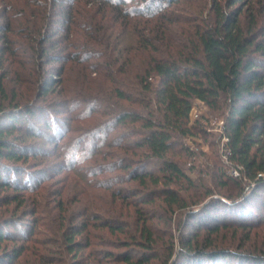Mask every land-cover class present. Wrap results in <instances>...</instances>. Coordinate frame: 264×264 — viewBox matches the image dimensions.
<instances>
[{
    "label": "trees",
    "instance_id": "obj_1",
    "mask_svg": "<svg viewBox=\"0 0 264 264\" xmlns=\"http://www.w3.org/2000/svg\"><path fill=\"white\" fill-rule=\"evenodd\" d=\"M91 1L89 3L93 5L94 2ZM58 2L55 3L58 5L55 14L61 19L59 22L66 27L77 23L87 31L88 37L90 35V39L82 47L87 46L89 50L94 49L95 44L104 47L95 52L110 59L108 65L117 64V71L122 73L136 57L139 58V65L141 64L136 80L137 88L139 86L141 91L138 103L142 109L124 111L110 125L139 123L144 131L141 132V138L132 144L124 143L134 148L143 147L142 153L145 155L136 159L121 157L96 166V173L98 168L101 171H123L101 181L104 188L108 189L112 181L134 180L143 188L151 184L154 190L143 193L139 198L140 202L150 203L153 201L152 196H158L171 209L192 206L189 213L194 214L198 210L202 212L198 220H193V225L198 221L201 223L197 224L198 229L211 234H217L221 229L250 226L248 219L253 216L251 210L259 208L251 203V197L256 198L258 191L264 187V0H97L105 8L102 11L104 13L108 12L107 6L118 3L135 2L139 7L131 9L129 15L122 11L117 14L118 17L127 18L124 23L118 22L117 17L114 20L106 15L96 23L81 25L78 22L80 16L87 14V19L91 10L80 14L77 9L71 8V2ZM91 16L89 18L93 19ZM105 20L108 24L106 27ZM112 23L115 25L110 26ZM94 32L96 35H92ZM125 34L131 36V42L123 43L124 40H120L119 35ZM105 72L107 73L106 70ZM3 77L4 74H0V97L5 95ZM106 77L112 85H117L112 71ZM113 91L119 99L131 101L129 94L120 86L113 88ZM194 101L220 113L223 121L220 136L223 134L227 137L225 145L229 150L228 160L239 172L238 177L227 178L235 182L233 194L223 195V199L211 195L204 203L198 200L187 202L179 190L169 187V184H178L182 180L190 183L189 177L177 163L169 159L168 153L176 143L182 144L177 138L184 139L191 134L188 121ZM15 105L14 113L7 112L0 106V188L15 191L9 196L4 195L5 200H0V206L17 200V193L37 189V181L41 180H37L38 176L35 177L30 170H24L19 164L35 154L33 151L28 154L25 150L28 146L24 142V137L36 136L29 129L33 125L27 120L35 114L29 108L23 115L17 116L15 111L19 105ZM45 121L46 119L44 123L47 122ZM47 123L46 130L53 132L54 127ZM23 127L25 129L22 131ZM104 137L98 135V145L100 142L104 144ZM120 137L122 139L123 134ZM130 145L126 146L129 150ZM124 146L119 145L120 148ZM75 147L77 146H70L72 152L64 154L65 161L70 162L68 167H74L76 157L81 156ZM186 148L182 146L185 151ZM188 151L192 153L191 150ZM220 183L221 186L227 185L222 179ZM111 192L119 197H125L127 192H132L137 197L139 194L136 189L125 191L121 187L113 188ZM222 206L223 214L218 208ZM136 213L137 224L140 223L137 233L120 225L119 221L111 223L107 218L97 219L98 215L91 213L78 226H74L72 231L64 232V248L60 252L62 256L57 258L48 254H33L40 264H103L109 260L122 264H151L152 259L160 256L149 250L155 243V238L146 224L148 214L139 209ZM16 217L12 215L7 218L0 214V264H12L22 254V248L9 250L6 245L8 241H30L35 234L34 226L37 221L34 220V226L23 234L21 226L16 224ZM206 219L211 220L210 225ZM91 228L104 229L108 233L120 232L125 236L107 242L100 239L102 235L92 232ZM82 233L83 236L78 237ZM198 236L199 233H193L180 239L178 254L185 260V264H205V261L209 264H241L248 255L257 264L262 261L264 264L262 257L247 254L240 247L218 245L207 236L200 241ZM32 242L43 243L34 239ZM132 245H137L138 251L132 250ZM94 246L100 248L96 250L93 249ZM85 248L89 249L87 255L78 257V251ZM113 248L124 249L113 252ZM68 254L73 255L71 260L66 259ZM174 255L175 248L170 242L160 264H176L173 260L171 263Z\"/></svg>",
    "mask_w": 264,
    "mask_h": 264
},
{
    "label": "rangeland",
    "instance_id": "obj_2",
    "mask_svg": "<svg viewBox=\"0 0 264 264\" xmlns=\"http://www.w3.org/2000/svg\"><path fill=\"white\" fill-rule=\"evenodd\" d=\"M61 1L63 4L71 2V8L77 9L80 14L85 10H91L88 16L92 15L93 19L89 17L85 19L87 14H83L78 21L80 25L96 23L106 15L114 20L117 17L118 22L124 23L127 18L118 17L117 14L122 11L129 15L131 9L139 7L135 2L118 3L107 6L108 12L104 13L102 11L105 8L99 5L97 0ZM90 1L94 4L90 5ZM55 3H59L58 0H0V74H4L5 89V95L0 97V106L7 112H13L15 109L13 106L18 104L19 108L17 107L15 111L17 116L23 115L29 108L33 110L35 116L27 120L33 125L29 129L33 130L36 136L23 137L28 146L25 150L28 154L32 151L35 154L28 157L26 162L19 164L24 170H30L35 177L38 176L37 180L41 179L37 181L39 184L37 189L17 193V200L0 206V214H3V217L17 216L18 219L15 221L21 226L23 234L34 226V220L37 221L34 226L35 234L30 241L6 243L9 250L23 249L19 259L12 264H40L34 252L41 256L53 255L57 258L62 256L60 252L64 248L62 246L65 242L64 232L72 231L74 226H78L85 216L91 213L97 214V219L107 218L111 223L119 221L120 225H125L126 229L137 233L140 227L136 219L137 209L148 214L146 224L155 238V243L149 250L160 256L152 259L151 264H160L170 242L175 248L171 263L175 261L176 264H185V260L178 254L180 239L187 238L193 233H199L200 241L207 236L218 245L237 246L247 254L264 259V187L258 191L256 198L251 197V203L259 207L251 210L253 216L248 219L251 225L242 229L236 227L221 229L217 234L198 229L197 224H201L198 221L193 225V220H198L202 212L198 210L194 214L189 213L188 210L192 206L179 210L171 209L165 205L162 197L158 196H152L153 201L150 203L140 202L143 193L154 190L151 184L143 188L134 180L112 181L108 189L104 188L105 185L103 186L101 181L117 176L123 171L119 169L101 171V168H98L96 173L94 171L97 170L96 166L116 161L121 157L136 159L145 155L142 153L143 147L134 148L130 145L133 141L139 140L141 132H144L139 123L110 125L118 114L142 109L138 103L141 91L139 86L137 88L136 80L137 72L141 71L139 69L141 64L139 65V58L136 57L122 73L117 71V64L108 65L110 59L95 52L104 47H99L95 43L92 50L87 49V46L82 47L83 43L90 39V35L88 37L87 31L77 23L69 24L67 27L60 23L61 19L55 14L58 8ZM107 25L105 20L104 26ZM113 25L115 23L110 26ZM119 38L124 40L123 43L131 42V36L128 34L119 35ZM133 45L135 46V43ZM110 71L113 72L117 85H112L106 77ZM116 86H120L129 94L131 101L119 99L113 91ZM45 119L54 127L53 132L46 130ZM222 122L219 112L194 101L188 121L191 134L184 139L177 138L182 144L176 143L168 153L169 159L177 163L190 180L189 184L182 180L178 184H169V187L179 190L187 202L198 200L204 203L212 196L222 198L223 195L233 194L232 191L236 189L234 180L227 178H236L238 175H227L232 166L230 161H224L221 152ZM23 129L25 127L21 130ZM99 134L100 137L105 136L104 144L100 142L102 144H99L100 146ZM119 145L125 146L120 148ZM128 145L131 150L126 147ZM70 146H77L75 148L79 155L81 154L80 157H76L74 167H68L70 162L65 161V152H72ZM182 146L187 147V151L182 149ZM188 149L192 151L191 154ZM44 178L46 179L42 181ZM221 179L226 181V186L220 185ZM157 186L160 187L159 184ZM118 187L125 191L136 189L139 192L138 197L132 192H127L125 197L112 194L111 190ZM14 192L13 189L0 188V200L4 201V195L9 196ZM218 208L223 214L224 207ZM80 213L82 215L79 216ZM206 222L210 225L211 220L206 219ZM90 230L99 236L102 235L100 239L107 242L125 236L120 232L108 233L104 229ZM83 233L78 237H82ZM33 239L43 243H34ZM98 248L100 247H93L96 250ZM130 248L136 251L139 249L137 245ZM123 249L111 250L116 252ZM88 252V248L82 249L78 251L77 256H86ZM248 257H244L241 264H257ZM72 258V254L66 256L67 260ZM204 263L209 264L207 261ZM103 264L122 262L109 260Z\"/></svg>",
    "mask_w": 264,
    "mask_h": 264
},
{
    "label": "built area",
    "instance_id": "obj_3",
    "mask_svg": "<svg viewBox=\"0 0 264 264\" xmlns=\"http://www.w3.org/2000/svg\"><path fill=\"white\" fill-rule=\"evenodd\" d=\"M221 127H222V123H221ZM226 142H227V137L222 134V136H221V152L223 154L224 161L226 160L227 162H229V160H228L229 150H228L227 146L225 145ZM231 166L232 167H230V168L232 171L231 170L228 171V175L229 176L230 175H232V176L239 175L238 168L232 164H231Z\"/></svg>",
    "mask_w": 264,
    "mask_h": 264
}]
</instances>
